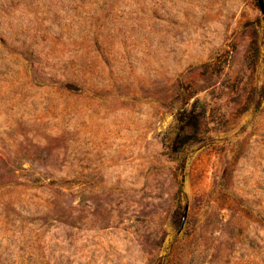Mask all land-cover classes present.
I'll use <instances>...</instances> for the list:
<instances>
[{
    "label": "rangeland",
    "instance_id": "374dc122",
    "mask_svg": "<svg viewBox=\"0 0 264 264\" xmlns=\"http://www.w3.org/2000/svg\"><path fill=\"white\" fill-rule=\"evenodd\" d=\"M0 264H264L259 0H0Z\"/></svg>",
    "mask_w": 264,
    "mask_h": 264
},
{
    "label": "water",
    "instance_id": "95a60500",
    "mask_svg": "<svg viewBox=\"0 0 264 264\" xmlns=\"http://www.w3.org/2000/svg\"><path fill=\"white\" fill-rule=\"evenodd\" d=\"M260 6L264 12V0H259Z\"/></svg>",
    "mask_w": 264,
    "mask_h": 264
}]
</instances>
